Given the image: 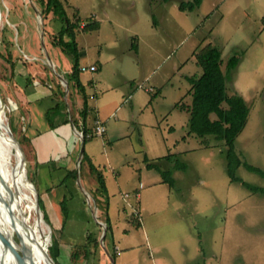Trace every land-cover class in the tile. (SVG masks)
I'll return each instance as SVG.
<instances>
[{
	"label": "rangeland",
	"instance_id": "obj_1",
	"mask_svg": "<svg viewBox=\"0 0 264 264\" xmlns=\"http://www.w3.org/2000/svg\"><path fill=\"white\" fill-rule=\"evenodd\" d=\"M183 1L188 0H52L47 10L48 0H0L1 30L17 61L14 68L0 57L9 118L20 120V83L34 77L55 87L52 80L62 74L59 59L69 76L76 70L75 77L85 84L83 92L70 81L62 104L71 108L69 98L86 93L90 131H95L97 115L106 122L105 134L94 133L87 145L81 140L72 156L66 154L74 147L68 141L46 152L56 162L35 165L36 171L31 147L25 148L32 166L28 178L47 213V189L66 186L64 210L60 201L50 206L62 218L60 224L52 227L44 215L42 224L60 264H264V194L231 181L224 142L191 133L190 111L177 105L192 103L190 90L203 72L195 51L208 44L220 47L226 74L229 59L239 55L226 86L230 95L246 100L250 114L236 146L244 161L264 169V0H203L194 11L180 10ZM93 20L100 22L98 30L82 29ZM69 22L76 43L89 52L85 63L102 55V73L82 71L72 57L71 46L64 44L72 42ZM134 39L137 52L131 48ZM8 50L5 46L3 53ZM14 72L10 81L4 79ZM135 76L140 84L139 78L129 79ZM168 154L186 161L188 170L173 169V162L162 158ZM87 156L97 170L91 171ZM146 159L173 169L175 186L161 182L160 172L148 168ZM16 172L21 182L22 172ZM237 175L264 187V177L243 165ZM28 214L35 222L36 210ZM87 240H92L89 259L81 255L73 262V247Z\"/></svg>",
	"mask_w": 264,
	"mask_h": 264
},
{
	"label": "trees",
	"instance_id": "obj_2",
	"mask_svg": "<svg viewBox=\"0 0 264 264\" xmlns=\"http://www.w3.org/2000/svg\"><path fill=\"white\" fill-rule=\"evenodd\" d=\"M42 2L45 0H41ZM52 0H48V3H46V9L50 10L49 3ZM162 2L166 3L169 0H161ZM203 0H188L183 1L180 3L179 8L182 11H194L200 5L202 4ZM49 12V11H48ZM155 25H157V19L154 16ZM73 23H68L67 30H70L72 33L70 36L72 37L71 43L64 44L66 46H71V53L75 55V58L77 59V43L75 40V33H73ZM100 28V22L97 20H93L91 23H86L83 25L82 29H91V30H97ZM0 57L10 66L15 68L16 62L13 60V53L10 50L11 42L5 39V30H1L0 25ZM9 46V50L6 54L3 53V48ZM132 49L137 52L138 47L137 43L132 42ZM194 56L196 57L197 63L199 66H201L203 72L202 74L194 79L192 88L190 90V94L192 95V103L190 105H186L184 103H177L178 106H181L183 108H187L190 111V120H189V127L190 132L197 134L201 137L206 136H213L217 141H223L226 145V150L224 151V154L227 159V169L228 174L230 176V179L232 182H240L242 185H244L246 188L251 190L254 193H263L264 194V187L262 186H256L252 185L246 181H244L240 176L237 175V169L240 166H245L248 170L256 172L264 177V169L254 166L246 161H244L239 154L236 146V140L238 136L241 134V132L244 130L248 123V118L250 114V107L247 104L246 100L239 94L230 95L227 91L226 86V79L228 78V74L231 70L236 68V66L239 63V55L235 54L233 55L227 64V74L224 72L222 66H223V60H222V50L220 47L212 44H208L204 47H202L200 50L194 52ZM78 64V60H77ZM13 71V70H12ZM77 71L75 70L74 77ZM15 72L11 75L10 79H7L5 77L4 79L6 81H10L11 78H13V75ZM76 78V77H75ZM77 79V78H76ZM78 87H81L83 92H85L84 85L79 81V78L77 79ZM0 92L4 98L5 103L7 104V94L3 88V86H0ZM85 94V93H83ZM85 100V110H84V117H86V112L88 109V103L86 100V97H84ZM8 114L10 115L9 111ZM20 128L23 132V144L24 147L27 148V137L24 133V129L22 127V124L20 122H17ZM90 131V130H88ZM88 131H84V139L85 141L90 137H87L86 134ZM204 143L206 145H210V139L204 140ZM86 155L84 151V156ZM162 158L168 159L169 161L173 162V169H179L187 171L189 168V164L182 160L179 156L174 157L172 154H168ZM147 161V167L148 168H154L157 169L161 176L162 181L169 185L170 187L175 186V177L173 176V169H161L160 166L157 163H152ZM97 170V167L94 166L91 163V171ZM102 175V174H101ZM100 175V185L102 188L106 189V183L103 178V176ZM41 197V203L42 208L44 211V216L46 220L50 223V225L53 227L54 224H52L49 214L46 212V209L44 207V202ZM66 203V198L62 202V207ZM62 210H64L62 208ZM88 242L84 243L83 245H75L71 252V260L73 262L77 261L81 255L85 257V259H89V253L92 252L88 243H90L92 240H87ZM51 253L56 261L57 264H60L57 260L58 254L56 253L55 247H51ZM202 264V263H198ZM205 264V263H203Z\"/></svg>",
	"mask_w": 264,
	"mask_h": 264
},
{
	"label": "crops",
	"instance_id": "obj_3",
	"mask_svg": "<svg viewBox=\"0 0 264 264\" xmlns=\"http://www.w3.org/2000/svg\"><path fill=\"white\" fill-rule=\"evenodd\" d=\"M98 30V29H97ZM132 48V44H131ZM55 55L58 56L56 53ZM71 55V54H70ZM72 57L74 58L75 55L72 53ZM79 57V58H78ZM89 52L87 48L85 47H79V44L77 42V59L78 66L86 65L88 68L91 66H95L96 69L91 71H97V70H104L105 63L101 60L102 55L99 54L96 56V60H93L90 63H85L89 59ZM114 60L116 61V57H114ZM60 68L62 74H60L57 77V80H52V85L55 87L50 86L47 82H40L38 79H34V77L29 78L27 82L23 85L20 83L18 85V88L22 90V93L24 95V100L22 102V112L20 113V120L19 122L22 124V127L24 129V133L27 137V148L29 146V149L31 147L30 152V158L34 164L35 171L36 166L39 164H48V163H54L56 162V159L50 158L48 159L46 152H53L58 147H62L64 144V141L71 142L70 145H74L73 149H67V155L72 156L75 152V149L77 148L78 144L81 143V140L85 142L84 145H87L84 136H81V133L84 131L91 130L87 124V118L90 113V111L87 109L86 117H84V110H85V100L83 97L85 96L80 94L79 96H72L70 97L71 102V108L70 105L67 107L64 106L61 102L62 95L65 94V88L66 86H69L70 81H74L75 85L77 84V80L73 79L74 77L69 76L71 72L67 69V64L60 63L59 59L56 62ZM27 66V65H26ZM118 67H120L118 65ZM135 69V66H132ZM90 70V69H88ZM27 72L28 74L31 73V66H27ZM27 72H23L26 74ZM136 71H133V74H135ZM120 77L123 82L126 84L127 76L120 72ZM138 76L135 77H129V79H137ZM76 80V81H75ZM141 78H139V84L141 83ZM79 81L83 84L84 82L79 79ZM17 85V83H15ZM50 86V87H49ZM55 91V92H54ZM69 94V93H68ZM70 95V94H69ZM66 96V95H65ZM69 96H66L68 98ZM117 109H119V104L117 105ZM71 110L74 112V115L72 114ZM75 118V119H74ZM95 125L97 123H101L105 126V118L100 117L97 115L94 119ZM106 128V126H105ZM107 131V129H106ZM105 131V132H106ZM92 132V131H88ZM101 134L102 136L105 134ZM85 134V132H84ZM93 137V135H92ZM91 137V138H92ZM76 146V147H75ZM71 147V146H70ZM86 151L87 149L84 148ZM82 150V158L84 157V151ZM79 151V150H78ZM85 151V153H86ZM55 157V155H54ZM89 160V166L91 169V163L93 164L91 158L87 156ZM90 158V159H89ZM36 165V166H35ZM94 165V164H93ZM95 166V165H94ZM161 182L162 179H161ZM106 183V181H105ZM164 183V182H163ZM65 184L59 183L58 185L51 187L47 189L46 192V205L49 209L48 214L53 219H56V222L54 225L60 224V220L62 218L58 216V212L53 210L52 204L54 203L55 207H58L56 201H60V211H62V202L66 198L67 201V195H66V188ZM107 188V186H106ZM128 195V193H127ZM137 200L140 198V193L138 192L136 194ZM62 213V212H61ZM63 215V214H62ZM64 218V221L65 222ZM106 220H109L108 218H105ZM104 222V221H103ZM117 248V247H116ZM115 249V253H119V249Z\"/></svg>",
	"mask_w": 264,
	"mask_h": 264
},
{
	"label": "bare ground",
	"instance_id": "obj_4",
	"mask_svg": "<svg viewBox=\"0 0 264 264\" xmlns=\"http://www.w3.org/2000/svg\"><path fill=\"white\" fill-rule=\"evenodd\" d=\"M15 139L16 137L12 133L8 123L1 116L0 264H49L46 255V243L49 242V238L46 237L42 226L46 221L41 217L39 220L41 223L40 228L39 230H35L32 224L31 214H28V211L36 208L34 201L36 190L28 177L25 176L20 153L13 151L15 148ZM17 169L22 172L21 182L17 176ZM14 190L15 204L12 203ZM11 211L14 213L13 217L10 213ZM1 236L11 241L12 246L6 244L1 239ZM15 236L19 237V241L16 240ZM13 248L24 256V263H20ZM8 256L11 258L10 262H7L6 258Z\"/></svg>",
	"mask_w": 264,
	"mask_h": 264
},
{
	"label": "water",
	"instance_id": "obj_5",
	"mask_svg": "<svg viewBox=\"0 0 264 264\" xmlns=\"http://www.w3.org/2000/svg\"><path fill=\"white\" fill-rule=\"evenodd\" d=\"M0 114L3 118V120L9 124V126L13 130V132L16 133V139H15L16 149L21 155L22 164H23V167L25 170V176L28 177V173L32 170V166H31V161H30V159L26 153V150H25V147L23 144V132H22V129L20 128V126L16 122H14L12 119L9 118V115L7 114V112L5 110V101L3 100L1 93H0ZM30 182L34 185L35 190H36L34 201L36 203L35 210L37 213V219L35 222H32V224H33L35 230H39L40 224H41L39 220L41 219V217L43 218L44 212L42 209L41 197L39 195V192L36 189L34 182L31 180H30ZM10 213L13 217L14 213L12 211ZM15 218H16V216H15ZM1 239L6 244L12 246V242L9 241L8 239H6L5 237L1 236ZM46 248H47V250H46L47 262L49 264H57L56 261L54 260L53 256H52L49 242L46 243ZM13 249L15 250V254L18 257L20 263H24L25 262L24 256L22 254H20L15 248H13Z\"/></svg>",
	"mask_w": 264,
	"mask_h": 264
},
{
	"label": "built area",
	"instance_id": "obj_6",
	"mask_svg": "<svg viewBox=\"0 0 264 264\" xmlns=\"http://www.w3.org/2000/svg\"><path fill=\"white\" fill-rule=\"evenodd\" d=\"M80 69H81L82 71H85V70H88V69H90V70H94V69H96V67H95V66H91V67L88 68L86 65H82V66H80ZM105 131H106V128H105L104 125H102L101 123H97V124H96V126H95V131H94L95 134H97V135H101V134H103ZM94 133H93V132H88V133L86 134V136H87V137H90V136H92ZM81 136H82V137L84 136V132L81 133Z\"/></svg>",
	"mask_w": 264,
	"mask_h": 264
}]
</instances>
